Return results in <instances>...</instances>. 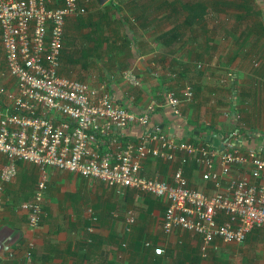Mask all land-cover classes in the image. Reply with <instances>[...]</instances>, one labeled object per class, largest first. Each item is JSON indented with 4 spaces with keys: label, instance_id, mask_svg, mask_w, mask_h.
Instances as JSON below:
<instances>
[{
    "label": "crops",
    "instance_id": "1",
    "mask_svg": "<svg viewBox=\"0 0 264 264\" xmlns=\"http://www.w3.org/2000/svg\"><path fill=\"white\" fill-rule=\"evenodd\" d=\"M80 1L86 2L87 13L66 19L60 75L85 81L98 93L107 92L116 104L133 112L147 109L148 126L156 125L168 136L204 144L208 143L206 136L222 139L237 128L239 150L252 149L264 159V61L258 66L240 61L221 60L215 65L207 62L213 50L204 33L216 32L210 24L211 0ZM186 2L192 8H182ZM248 3L251 7L247 10H252L254 4V11L258 10L262 18L253 0ZM221 13L217 20H223ZM172 27L173 40L166 45L162 36ZM194 27L199 30L191 31ZM68 35L74 40L69 50ZM82 52L88 53V59L80 61ZM129 73L138 79V85L132 86L123 78ZM5 81L6 90L13 91V82L9 78ZM186 86L192 95L188 99L180 97L179 115H174L165 93L181 96ZM120 133L123 139L136 140L141 128L130 125ZM107 137L98 133L90 146L104 150ZM0 162H4L2 155ZM16 166L15 178L0 192V245L8 243L6 250L12 251L11 258L0 252V264H264V225L251 229L241 243L217 241L218 250L202 257L199 236L180 230L161 232V199L133 190L119 196L98 180L49 167L43 216L38 227L29 231L20 204L32 198L38 168L21 161ZM173 166L159 158H147L141 162L138 174L167 180ZM243 170L234 166L231 174L238 176ZM183 174L191 186L211 193L209 183L200 179L194 164L184 165ZM88 208L96 217L93 225ZM126 209L135 211V222L130 232L122 235ZM89 224L93 228L86 242L84 228ZM28 241L32 247L26 258ZM145 241L152 245L145 247ZM154 246L161 247L163 253L155 255Z\"/></svg>",
    "mask_w": 264,
    "mask_h": 264
},
{
    "label": "built area",
    "instance_id": "2",
    "mask_svg": "<svg viewBox=\"0 0 264 264\" xmlns=\"http://www.w3.org/2000/svg\"><path fill=\"white\" fill-rule=\"evenodd\" d=\"M86 5L80 0H0L4 77L14 84V90L6 92L0 83V155L5 159L0 162V192L15 178L16 161L31 163L38 168L35 188L31 201L20 205L29 231L43 216L49 167L98 180L119 196L133 190L161 199V232L199 236L202 257L218 250L217 241L243 242L251 229L264 225V159L252 149L239 150L237 128L218 139L217 147L168 136L158 126H148L147 109L133 112L116 104L107 92L98 93L85 81L60 75L66 19L83 15ZM123 78L132 86L139 84L130 73ZM191 95L189 86L181 92L186 99ZM165 98L171 112L179 115L180 96L166 91ZM130 125L141 128L136 140L122 138L120 131ZM98 133L108 135L102 151L90 146ZM147 158L173 164L170 179L139 175ZM189 163L209 183L211 193L188 183L183 166ZM234 166L243 172L233 176ZM86 212L93 223L90 208ZM134 222V211L126 209L122 232L129 233ZM31 247L28 241L26 258ZM152 252L160 255L163 250L154 246Z\"/></svg>",
    "mask_w": 264,
    "mask_h": 264
},
{
    "label": "rangeland",
    "instance_id": "3",
    "mask_svg": "<svg viewBox=\"0 0 264 264\" xmlns=\"http://www.w3.org/2000/svg\"><path fill=\"white\" fill-rule=\"evenodd\" d=\"M213 2L217 3V7H221V14L220 17L223 18L222 21L217 20L215 18H210L211 26L216 27L215 34H205L204 37L209 38L208 46L211 47L213 50V54L207 59V62L210 65H215L217 62L223 60V62L227 61L228 63H234V61L246 62L245 64L258 66L261 62L264 61V35L259 32V25L264 26V0H253L255 5L261 10L262 18L259 16H255L251 11L243 12L239 8L233 6L234 0H213ZM231 3V4H224L222 3ZM259 2V3H258ZM254 4L252 5V9ZM136 9V8H135ZM87 13V12H86ZM81 16H85V13ZM162 17V16H161ZM174 17H170L172 20ZM86 19L85 22L90 21V18H83ZM176 22L178 19L174 18ZM87 24L85 23V26ZM253 29L255 33L250 35V37L241 44L239 48L238 45V33L239 30H246V29ZM191 31L199 30L198 28L194 27L190 29ZM157 32V30H155ZM213 31V30H212ZM203 37V36H202ZM200 40V44H203L204 41ZM237 38V41L235 42ZM74 40L69 35L66 36V49L69 50V46L73 43ZM194 45V44H193ZM65 51L71 55H73L68 50ZM236 50V51H235ZM235 52V53H234ZM222 53V54H220ZM88 53L82 52L80 56H82L80 61H84L88 59ZM227 64V63H226ZM196 66V64H195ZM254 69V68H252ZM5 75V65L4 60L1 55L0 49V83L4 91H6L7 81L4 77ZM7 92V91H6ZM2 100V98H0ZM135 213V211H134ZM85 230V229H84Z\"/></svg>",
    "mask_w": 264,
    "mask_h": 264
},
{
    "label": "trees",
    "instance_id": "4",
    "mask_svg": "<svg viewBox=\"0 0 264 264\" xmlns=\"http://www.w3.org/2000/svg\"><path fill=\"white\" fill-rule=\"evenodd\" d=\"M235 1L236 0H234V3H233V5L234 6H236L237 8H239L240 10H242V11H244V12H249V11H251V8H250V10L248 11L247 9H248V7H251L250 5H249V3H248V0H237V2L235 3ZM211 4H212V9H211V11H213V12H210V16L212 17V18H215V19H219V16H218V13H220V9H221V7H219V10H218V7H217V3H215V2H213V0H211ZM224 4H231V3H229V2H227V3H222V5H224ZM173 5V4H172ZM192 4H190V3H184V5L182 6V8H192ZM200 9H201V11H203V9H204V4H201V6H200ZM175 10L176 9H174V8H172V12H174L175 13ZM255 16L257 15H260V12L257 10H255L254 11V9H252V11H251ZM172 15V14H171ZM170 16V15H169ZM172 31H174V29H173V27H172V29L170 30V31H168L165 35H163L162 36V38L164 39V42H165V44L166 45H168L170 42H172ZM255 33V31L253 30V29H246V30H241V32L238 34V36H237V38H238V44H242V43H244V41H246L249 37H250V35H253ZM258 33H261V34H263L264 35V26L262 27V25H259V32ZM237 38H236V40H235V42L237 41ZM239 46V45H238ZM181 97V96H180ZM146 112H148V111H146ZM177 137V136H176ZM189 141H192V140H189ZM4 161H5V159H4ZM17 162H19V161H16V163ZM31 164V163H30ZM32 165H34V164H32ZM35 166V165H34ZM10 182H8V183H5L4 184V187L6 186V185H8ZM35 184H36V181H35ZM35 184H34V187H33V190H34V188H35ZM3 190H4V188H3ZM3 190H2V192H3ZM33 190H32V193H31V196L33 195ZM26 201H31V197L28 199V200H26ZM26 201H24V202H26ZM2 200L0 199V205H1V209H2ZM22 204V203H21ZM20 204V205H21ZM94 216V215H93ZM123 217V216H122ZM95 219H96V217H94ZM95 219H94V222H95ZM41 220V219H40ZM89 221H90V224H92L93 225V223L91 222V220L89 219ZM88 225V226H86V228L87 227H89V226H91V225ZM86 228H84L85 230V232H86ZM84 232V233H85ZM86 234V238H84V240L85 239H89V238H91L90 237V235L91 234H89V232H86L85 233ZM87 234H88V236H87ZM123 234H128V233H122V235ZM19 240H20V238H19ZM20 242V241H19ZM123 243H124V247L126 246V242L125 241H123ZM143 245H144V243H143ZM9 253H11L12 254V251H10V250H5L4 252H3V254L2 255H4V257H9L8 256V254ZM9 258H11V257H9Z\"/></svg>",
    "mask_w": 264,
    "mask_h": 264
},
{
    "label": "water",
    "instance_id": "5",
    "mask_svg": "<svg viewBox=\"0 0 264 264\" xmlns=\"http://www.w3.org/2000/svg\"><path fill=\"white\" fill-rule=\"evenodd\" d=\"M99 1L100 3L103 1V0H97ZM160 128V127H159ZM206 140L213 146V147H217L219 145V140L218 138H213L211 136H206ZM7 239H9L10 237L7 236L6 237ZM1 241V240H0ZM8 248V243H4L2 242V245H0V252L3 253L6 249Z\"/></svg>",
    "mask_w": 264,
    "mask_h": 264
},
{
    "label": "clouds",
    "instance_id": "6",
    "mask_svg": "<svg viewBox=\"0 0 264 264\" xmlns=\"http://www.w3.org/2000/svg\"><path fill=\"white\" fill-rule=\"evenodd\" d=\"M81 2V1H80ZM81 16V15H80ZM152 245V244H151Z\"/></svg>",
    "mask_w": 264,
    "mask_h": 264
}]
</instances>
